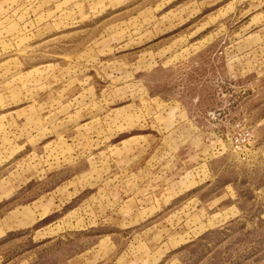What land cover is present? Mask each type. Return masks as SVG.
<instances>
[{"label":"rangeland","instance_id":"1","mask_svg":"<svg viewBox=\"0 0 264 264\" xmlns=\"http://www.w3.org/2000/svg\"><path fill=\"white\" fill-rule=\"evenodd\" d=\"M0 264H264V0H0Z\"/></svg>","mask_w":264,"mask_h":264}]
</instances>
